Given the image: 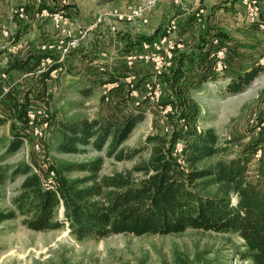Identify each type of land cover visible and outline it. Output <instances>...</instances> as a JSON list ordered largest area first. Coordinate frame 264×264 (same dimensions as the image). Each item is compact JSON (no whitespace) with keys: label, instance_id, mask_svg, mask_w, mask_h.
Returning a JSON list of instances; mask_svg holds the SVG:
<instances>
[{"label":"trees","instance_id":"1","mask_svg":"<svg viewBox=\"0 0 264 264\" xmlns=\"http://www.w3.org/2000/svg\"><path fill=\"white\" fill-rule=\"evenodd\" d=\"M141 43L142 40L131 45L128 53L138 51ZM194 63V58H184L175 53L172 68L161 78L163 96L160 105H175L178 96L190 94L206 81L211 67L207 65L206 72V66L202 64L203 74L197 75L195 81L187 74ZM149 68L150 65L137 64L133 70L139 75L137 86L140 90L152 75ZM259 72V68L252 67L237 75L228 84L227 91L241 93ZM112 94L117 97L118 102L114 103L119 106L120 112L127 110L124 115L107 119H74L62 123L58 151L79 154L82 149L92 147L99 152L107 148L108 157H115L117 161L131 160L146 152L149 157L141 158L131 169L111 175H101L102 158L63 166L60 171L53 167L51 171L56 175L52 188L44 185L45 181L33 171L31 165L17 167L13 176L23 175L25 178L19 195L13 201L15 211L0 212V224L19 216L24 218V225L34 231L57 230L67 224L71 234L79 241L102 240L122 234H180L187 230L236 233L243 239L249 253L264 260V177L252 179L249 176L251 156L220 162L213 168H196L198 163L221 151L217 148L219 138L214 130L198 134L193 126L196 117L186 115L183 110L170 118L173 130L169 136H149L142 148L126 155L122 149L124 143L137 125L144 121L146 106H151L148 100H144L137 106V111L129 110L130 106L136 105V99L126 92L124 85H120ZM108 104L111 105L110 100ZM31 105L29 102L23 104L17 114L19 124L12 127L13 137L7 149L9 154L17 153L25 138L32 137L26 126V111ZM181 118H186L190 123L186 131L179 124ZM5 122L6 119H1L0 126ZM21 123L26 128L20 130L18 126ZM179 141L185 144L189 164L186 170L173 156L174 146ZM73 171L85 175L74 179L65 176ZM4 179L5 176L0 174V184L4 183ZM217 184L235 186L236 206L227 196L203 192ZM61 207L64 209V221L58 219Z\"/></svg>","mask_w":264,"mask_h":264},{"label":"rangeland","instance_id":"2","mask_svg":"<svg viewBox=\"0 0 264 264\" xmlns=\"http://www.w3.org/2000/svg\"><path fill=\"white\" fill-rule=\"evenodd\" d=\"M245 16L249 21L248 14ZM256 38L254 30L240 32L238 71L243 74L252 67L260 69L249 86L241 93L228 92L227 86L236 74L234 67L230 65L224 72L223 69L220 71L213 66L211 68L213 75L223 74L210 80L207 78L206 82L210 85L202 90L190 92L188 95L182 93L173 106L171 104L146 106L144 121L137 125L122 147L125 154L142 148L149 136L155 134L169 136L173 130L170 118L183 110L186 115L196 117L195 121L199 123L203 132L214 130L219 138L217 148L221 151L198 163L196 168H213L220 162L251 156L249 176L252 179L263 178L264 39L260 41L261 48L256 50L253 48ZM104 80L107 84L108 81ZM97 81L99 87L95 89L87 91L85 83H81L82 85L76 88V90L79 88L78 91L71 90L67 95L55 96L58 99L54 101L62 106L61 109L45 103H48L50 96H44L48 100L36 105V108H45L48 111L50 120L47 135L39 142L40 151L35 147L38 141L30 134L32 137L27 138V144L24 142L17 153L9 154L7 149L13 133L11 132V136L8 137L9 129H1L5 123L0 126V174L5 176L4 183L0 184V212L15 211L13 201L19 195L25 178L23 175L13 176V171L17 167L31 165L33 171L41 175L47 187L55 182L56 173L53 175L51 171L53 167L60 171L63 166L89 163L102 158L101 175H111L131 169L141 158L149 157V153L146 152L131 160L117 161L115 157H108L107 148L99 152L92 147L82 149L79 154H64L58 151L61 142L59 129L62 123L83 118L92 120L120 117L127 111L120 112L121 109L114 103L118 102L117 97L114 94L110 95L113 90L106 89L108 91L106 95L102 88L103 80ZM132 97L136 99V105L130 106L129 110L137 111V106L145 100L144 95ZM109 100L111 105L108 104ZM147 100L150 103L149 99ZM63 101L65 103H62ZM26 126L21 123L18 128L22 130ZM184 157L181 166L186 170L189 164L185 154ZM84 175L85 173L76 171L65 174L72 179ZM203 192L227 196L233 206L237 205L235 186L217 184L207 187ZM58 219L65 220L62 207L58 211ZM23 220L24 218L19 216L0 224V264H264L260 256L249 253L243 239L236 233L187 230L180 234L143 236L122 234L102 240L79 241L71 234L67 224L57 230L40 232L28 229Z\"/></svg>","mask_w":264,"mask_h":264},{"label":"crops","instance_id":"3","mask_svg":"<svg viewBox=\"0 0 264 264\" xmlns=\"http://www.w3.org/2000/svg\"><path fill=\"white\" fill-rule=\"evenodd\" d=\"M256 1L261 9L254 23L245 16L248 14L245 0H159L145 12L146 25L136 20L117 19L111 24L105 19L63 65L53 67L62 68L56 77L50 72H40L44 57L41 48L54 40L56 32L52 23L39 18L37 12L43 8L57 10L63 7L71 18L72 27H88L105 9L127 11L129 7L145 5L146 0H68L66 5L63 0H0V64L7 73V79L1 81L4 95L0 98V115L2 120L6 119L1 129L8 128V137L11 136L10 128L19 124L17 114L27 102L36 106L48 100L44 96H50L45 103L61 109L62 106L54 101L58 99L55 96L78 91L76 88L81 83H85L88 91L99 87L97 79L103 80L104 84V79L108 83L123 81L130 71L124 57L128 48L135 42L161 35L167 24L175 26L176 52L184 58H194L195 65L187 74L195 81L197 75L203 74L202 64L207 72L209 66L217 67L219 59L225 64L226 71L230 65L234 67V79L240 74V32L256 31L257 40L253 43L256 50L261 48L260 41L264 39V0ZM21 9L25 10L24 17L19 13ZM110 24L117 28L114 35L110 32ZM5 31L9 36L4 35ZM215 39L219 40L218 45L213 43ZM12 47L16 48L13 52L9 50ZM217 51H222L221 58L215 56ZM101 66L105 71H101ZM151 69L149 73H153ZM221 74L211 73L208 79ZM208 84L205 81L191 92H198Z\"/></svg>","mask_w":264,"mask_h":264},{"label":"built area","instance_id":"4","mask_svg":"<svg viewBox=\"0 0 264 264\" xmlns=\"http://www.w3.org/2000/svg\"><path fill=\"white\" fill-rule=\"evenodd\" d=\"M159 0H146L145 5L137 8L129 7L127 11H119L112 9H105L99 14L95 21L88 27H72V21L66 10L61 7L57 10H51L49 8H43L37 12V16L41 19L49 20L55 29V38L53 41L45 43L42 46V52L44 57L41 60L40 72H50L54 76H59L62 72L61 67L53 68L56 64L63 65L66 59L76 52L81 43L88 39L89 35L94 33L96 29L102 26L105 19H108L111 24L113 21L125 20V21H140L142 24H148V18L144 16L145 12L156 5ZM63 4H67V0H63ZM247 7L249 21L254 23L258 20L261 5L256 0H245L244 3ZM20 15L24 17L25 10H20ZM110 24V25H111ZM110 32L114 35L117 33L115 25L110 26ZM175 33L174 25H165V29L161 35L153 37L152 39H146L142 41L138 51L129 52L125 57L126 66L130 70L129 75L123 81L114 83H107L103 85V89L106 95L108 91L119 88L120 85H124L127 93L131 96L144 95V99H149L150 104L153 106H159L161 96L163 95V85L161 78L167 73L173 66L175 60V53L178 49V45L174 40L173 34ZM5 36H9V32H4ZM215 45L219 44V40L213 41ZM16 48L9 49L13 52ZM215 56L221 58L223 56L222 51L214 53ZM137 64L151 65L153 73L149 79H147L143 85V92L137 86L138 77L133 72ZM101 71H105V68L100 67ZM217 68L221 71L226 68L221 59L217 62ZM7 79V73L3 70L2 64H0V98L3 97L1 81ZM107 89V90H106ZM112 92H110L111 95ZM138 104V103H137ZM162 108V107H161ZM167 113V110L165 111ZM0 119L3 117L0 115ZM26 120L29 133L38 141L35 144L36 150H41V144L48 130L50 129V120L48 111L44 108H36L31 106L26 111ZM180 126L184 131L188 130L190 123L186 118L179 120ZM193 126L198 134H201L199 123L194 122ZM25 144L28 143L27 138L24 140ZM43 148V146H42ZM185 144L182 141L176 142L174 146L173 156L177 159L178 164L181 166L185 160ZM183 169L184 167L181 166ZM54 175V173H52ZM52 184L47 185V188H52Z\"/></svg>","mask_w":264,"mask_h":264}]
</instances>
